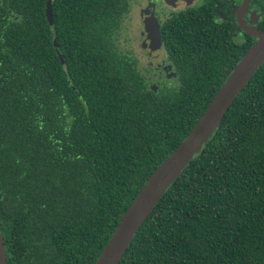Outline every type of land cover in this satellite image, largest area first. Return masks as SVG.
Masks as SVG:
<instances>
[{
	"label": "trees",
	"instance_id": "16d2710c",
	"mask_svg": "<svg viewBox=\"0 0 264 264\" xmlns=\"http://www.w3.org/2000/svg\"><path fill=\"white\" fill-rule=\"evenodd\" d=\"M46 7L0 0V233L6 264H94L256 39L171 30L179 82L150 86L114 40L122 0ZM119 264H264V62Z\"/></svg>",
	"mask_w": 264,
	"mask_h": 264
},
{
	"label": "water",
	"instance_id": "95a60500",
	"mask_svg": "<svg viewBox=\"0 0 264 264\" xmlns=\"http://www.w3.org/2000/svg\"><path fill=\"white\" fill-rule=\"evenodd\" d=\"M50 7L51 0H47L46 15L49 24L52 25ZM248 33L256 41L234 66L194 128L149 177L121 217L94 264L120 263L143 221L180 175L183 168L212 136L235 97L262 65L264 62V31L249 30ZM160 44L157 30L153 26H149L147 38L141 44L142 48L149 47L151 50H155ZM0 264H6V252L1 233Z\"/></svg>",
	"mask_w": 264,
	"mask_h": 264
},
{
	"label": "flooded vegetation",
	"instance_id": "af4514ba",
	"mask_svg": "<svg viewBox=\"0 0 264 264\" xmlns=\"http://www.w3.org/2000/svg\"><path fill=\"white\" fill-rule=\"evenodd\" d=\"M122 1L124 10L120 15V25L116 35L119 36L121 24L127 18L131 20L130 22L136 23L135 28H139L138 31L136 29V33L138 32L137 47L141 61L150 65L158 84L179 82L176 65L164 47L163 39L169 31H175L176 36L181 40L183 30L191 29L194 22L204 23L205 26L209 22H214L224 30V35L231 37L237 44L246 37H252L248 33L249 30L264 31V0H138V4L134 0ZM134 5L135 8L139 6L135 15L138 17L139 27L137 18L135 21L129 13ZM149 26L157 30L160 38L161 44L155 50L141 46L147 38ZM131 50L134 52L133 49ZM134 55L127 54V57L138 64L140 59Z\"/></svg>",
	"mask_w": 264,
	"mask_h": 264
},
{
	"label": "rangeland",
	"instance_id": "374dc122",
	"mask_svg": "<svg viewBox=\"0 0 264 264\" xmlns=\"http://www.w3.org/2000/svg\"><path fill=\"white\" fill-rule=\"evenodd\" d=\"M134 2L138 4L139 1L134 0ZM138 7L135 8V5H134L129 10L130 15H132L133 18H135V21L137 18V25H138V17H135V15L137 14L136 9H138ZM130 21L131 20H128L127 18L125 21L122 22L121 29L118 34L119 36H116L114 39L115 43L117 44L119 48H121V51H124V53H127L128 55H131V56L135 54L136 56L135 55L134 56L140 59L138 64L136 63V67L140 69L141 72H143V74L145 75V80L150 82L149 84L150 86L157 85L158 82L154 79L153 70L150 68V65L141 61L139 48L137 47L138 42H139V38L137 37L138 32L136 33V29L138 31L139 28H135L136 23L130 22ZM131 49H133L134 52ZM146 58L147 56H145V59ZM146 68L149 69V71H147Z\"/></svg>",
	"mask_w": 264,
	"mask_h": 264
}]
</instances>
